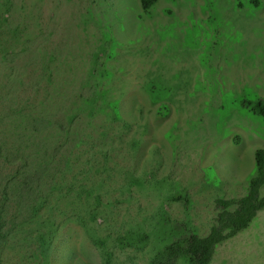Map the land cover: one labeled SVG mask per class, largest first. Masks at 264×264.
<instances>
[{
	"label": "rangeland",
	"instance_id": "1",
	"mask_svg": "<svg viewBox=\"0 0 264 264\" xmlns=\"http://www.w3.org/2000/svg\"><path fill=\"white\" fill-rule=\"evenodd\" d=\"M259 100L264 0H0V264H150L208 235L248 191ZM211 264H264V209Z\"/></svg>",
	"mask_w": 264,
	"mask_h": 264
},
{
	"label": "trees",
	"instance_id": "2",
	"mask_svg": "<svg viewBox=\"0 0 264 264\" xmlns=\"http://www.w3.org/2000/svg\"><path fill=\"white\" fill-rule=\"evenodd\" d=\"M141 9L149 12L158 2V0H139ZM253 112L264 120V101H257L252 108ZM43 127V124H40ZM36 128H39L36 127ZM43 128L41 129V133ZM254 175L249 182L248 191L238 201L218 200L217 206L220 208L216 224L211 228L208 235L201 237L197 233L191 232L187 237L178 238L168 242L152 259L150 264H211L216 254L217 248L226 240L235 237L238 233L247 230L255 221L259 212L264 209V148H259L255 152ZM45 170L43 171V174ZM54 183V180H53ZM25 186L20 196L24 192L27 196L32 193L31 187ZM56 185H53L55 189ZM29 188V189H28ZM32 190V189H31ZM28 193V194H27ZM25 197V196H24ZM20 198V197H19ZM47 197L38 199L32 206L31 212L36 215L41 213L46 205ZM21 200V199H20ZM9 195L4 190L0 198V231L3 225L12 224V218L7 214V204ZM52 223V221H49ZM50 234H54V225L49 229ZM0 238L4 236L0 232Z\"/></svg>",
	"mask_w": 264,
	"mask_h": 264
}]
</instances>
